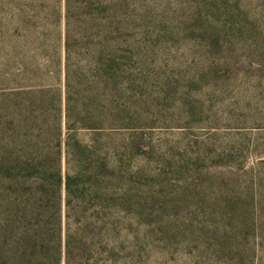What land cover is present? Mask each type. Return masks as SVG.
<instances>
[{
	"label": "rangeland",
	"instance_id": "1",
	"mask_svg": "<svg viewBox=\"0 0 264 264\" xmlns=\"http://www.w3.org/2000/svg\"><path fill=\"white\" fill-rule=\"evenodd\" d=\"M123 14L114 104L127 120L100 104L98 145L124 159L126 204L94 259L264 264V0H126ZM63 32L62 0H0V115L15 88L63 100Z\"/></svg>",
	"mask_w": 264,
	"mask_h": 264
},
{
	"label": "trees",
	"instance_id": "2",
	"mask_svg": "<svg viewBox=\"0 0 264 264\" xmlns=\"http://www.w3.org/2000/svg\"><path fill=\"white\" fill-rule=\"evenodd\" d=\"M62 4L63 100L52 85L1 94L0 264H97L95 255L111 254L105 239L117 235L126 204L124 159L98 145L107 136L100 104L113 125L127 120L114 104L126 0Z\"/></svg>",
	"mask_w": 264,
	"mask_h": 264
}]
</instances>
